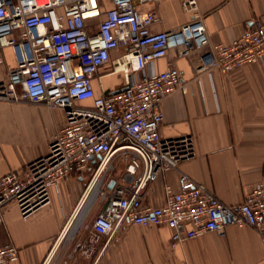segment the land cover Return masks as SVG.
I'll use <instances>...</instances> for the list:
<instances>
[{
    "label": "built area",
    "instance_id": "1",
    "mask_svg": "<svg viewBox=\"0 0 264 264\" xmlns=\"http://www.w3.org/2000/svg\"><path fill=\"white\" fill-rule=\"evenodd\" d=\"M148 1L0 0V65L7 66L0 100L43 103L64 112L46 151L0 176V222L8 202L29 217L50 203L51 190L61 181L87 173L80 197L84 217L97 201L102 205L77 243L84 254L92 253L102 236L109 240L133 224L166 225L178 241L246 225L258 233L264 250V180L251 184L241 201L226 203L179 169L196 155L194 139L161 135V104L166 96L187 91L189 81L174 64L154 68L171 49L178 57L197 52V74L263 63L264 16L252 17L231 41L213 42L196 12L177 27L152 30L160 16L140 7ZM109 61L112 70L122 72L123 85L96 94L93 77ZM119 156L123 169L113 175ZM169 169L178 171L179 188L166 184L161 205L143 203L144 190ZM18 255L12 242L0 245V264H11Z\"/></svg>",
    "mask_w": 264,
    "mask_h": 264
},
{
    "label": "crops",
    "instance_id": "2",
    "mask_svg": "<svg viewBox=\"0 0 264 264\" xmlns=\"http://www.w3.org/2000/svg\"><path fill=\"white\" fill-rule=\"evenodd\" d=\"M183 1L187 0H151L140 7L160 16L152 30L177 27L196 12L210 41L224 43L250 24L252 17L264 16V0H194V5L186 6ZM120 53L121 49L112 51L111 58ZM196 54L178 57L171 49L154 62L156 70L176 65L189 81L187 91L163 99L160 132L166 137L192 135L196 155L182 161L179 169L222 201L236 203L251 184L264 180V62L197 74ZM5 55L7 65H13L10 48H5ZM112 65L105 63L93 77L96 94L123 85L122 72L112 70ZM6 78L3 64L0 80ZM63 118L60 107L0 100V176L42 155ZM87 179L88 174L82 173L61 181L51 190L50 203L29 217L20 216L14 201L3 207L0 245L12 242L19 248L11 264H264L260 237L246 225H229L224 235L209 231L178 241L171 238L172 229L166 225L133 224L109 240L102 236L92 253L84 254L77 246L87 236L82 223H90L102 205L98 202L84 217L86 207L82 209L80 197ZM166 184L179 188L177 170H166L151 182L143 192V203L163 204ZM74 219L76 224L79 221L75 233L66 235Z\"/></svg>",
    "mask_w": 264,
    "mask_h": 264
},
{
    "label": "rangeland",
    "instance_id": "3",
    "mask_svg": "<svg viewBox=\"0 0 264 264\" xmlns=\"http://www.w3.org/2000/svg\"><path fill=\"white\" fill-rule=\"evenodd\" d=\"M8 54V56H9V53H7ZM7 56V57H8ZM113 163H114V161H113ZM123 163H124V161H123V158L122 157H117L116 158V160H115V170L113 171V175H117L119 172H121L122 171V166H123ZM87 182V181H86ZM99 201H97L95 204H94V208H95V206L97 205V203H98ZM94 208H92V210H94ZM80 215V214H79ZM77 221V219H74L69 225H68V227H67V230H66V235H71L72 233L71 232H74L75 233V228L78 226V224H79V221H78V223L76 224L75 222ZM76 224V226L73 228V226ZM80 224H81V222H80ZM90 223H89V221H84L83 223H82V226H81V228L83 227L84 229H87V227H86V225H89ZM86 227V228H85ZM65 235V236H66Z\"/></svg>",
    "mask_w": 264,
    "mask_h": 264
},
{
    "label": "water",
    "instance_id": "4",
    "mask_svg": "<svg viewBox=\"0 0 264 264\" xmlns=\"http://www.w3.org/2000/svg\"><path fill=\"white\" fill-rule=\"evenodd\" d=\"M117 91V89L116 90H113L111 93H114V92H116ZM111 183H112V181H111ZM111 183L109 184V186L111 185Z\"/></svg>",
    "mask_w": 264,
    "mask_h": 264
},
{
    "label": "bare ground",
    "instance_id": "5",
    "mask_svg": "<svg viewBox=\"0 0 264 264\" xmlns=\"http://www.w3.org/2000/svg\"><path fill=\"white\" fill-rule=\"evenodd\" d=\"M95 191H96V189H95ZM95 191H94V192H95Z\"/></svg>",
    "mask_w": 264,
    "mask_h": 264
}]
</instances>
